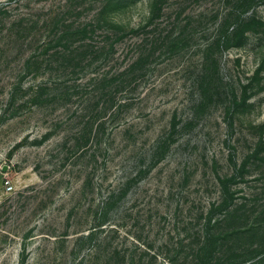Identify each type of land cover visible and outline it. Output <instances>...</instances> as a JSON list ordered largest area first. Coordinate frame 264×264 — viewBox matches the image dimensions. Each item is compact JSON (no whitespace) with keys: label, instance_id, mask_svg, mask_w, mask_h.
Wrapping results in <instances>:
<instances>
[{"label":"rangeland","instance_id":"1","mask_svg":"<svg viewBox=\"0 0 264 264\" xmlns=\"http://www.w3.org/2000/svg\"><path fill=\"white\" fill-rule=\"evenodd\" d=\"M0 264H264V0H0Z\"/></svg>","mask_w":264,"mask_h":264},{"label":"built area","instance_id":"2","mask_svg":"<svg viewBox=\"0 0 264 264\" xmlns=\"http://www.w3.org/2000/svg\"><path fill=\"white\" fill-rule=\"evenodd\" d=\"M5 184H6V187H7L8 189H11V188H12V186H11L8 182H6Z\"/></svg>","mask_w":264,"mask_h":264}]
</instances>
